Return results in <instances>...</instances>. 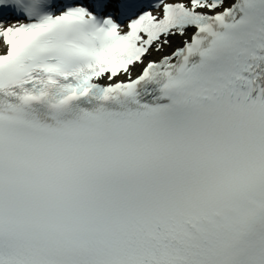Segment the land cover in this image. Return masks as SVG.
Returning <instances> with one entry per match:
<instances>
[{
  "label": "snow or ice",
  "instance_id": "snow-or-ice-1",
  "mask_svg": "<svg viewBox=\"0 0 264 264\" xmlns=\"http://www.w3.org/2000/svg\"><path fill=\"white\" fill-rule=\"evenodd\" d=\"M0 264H264V0H0Z\"/></svg>",
  "mask_w": 264,
  "mask_h": 264
}]
</instances>
